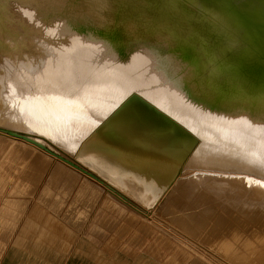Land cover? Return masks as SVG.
Listing matches in <instances>:
<instances>
[{
  "label": "bare ground",
  "instance_id": "6f19581e",
  "mask_svg": "<svg viewBox=\"0 0 264 264\" xmlns=\"http://www.w3.org/2000/svg\"><path fill=\"white\" fill-rule=\"evenodd\" d=\"M4 128L187 240L256 225L236 259L264 263V0H0ZM2 130L25 162L54 157Z\"/></svg>",
  "mask_w": 264,
  "mask_h": 264
},
{
  "label": "rangeland",
  "instance_id": "374dc122",
  "mask_svg": "<svg viewBox=\"0 0 264 264\" xmlns=\"http://www.w3.org/2000/svg\"><path fill=\"white\" fill-rule=\"evenodd\" d=\"M2 131L8 133L5 128ZM8 134L10 135V133ZM20 134L30 136L25 132ZM49 145L51 148H46L52 152L61 154L65 158L73 159L56 145ZM1 149L0 242L7 237V241L9 244L11 243L15 230L21 227L27 214L32 209L28 220L32 219L36 225L56 226L58 225L57 218L65 224L74 226L75 222L81 223L88 219V212L90 213L94 209L92 205L96 204L100 198H103V200L99 202L98 212L102 213V216L97 223L103 226V232L100 231L94 235H99V237L103 235L105 244L109 243L113 250L121 252L122 255L127 256L132 261L137 260L139 255L147 252V255L153 261H160L161 264H196V262L200 264H244L241 263V258L236 259L239 256L238 250L243 252V243L244 246L256 243L254 233L261 232V229L256 225L250 230L233 225L234 233H232V236H237L239 239H233L235 242L231 243V245L233 244L234 246L229 245L226 249L221 247L220 241L215 246L209 244L208 237L212 235L210 232H212L213 227L209 228L208 234L201 235V239L194 237L193 241L187 240L185 235L182 234L183 231L177 225L170 224L171 222L165 221L163 216L157 214L158 207L148 212L141 203L133 200L128 195L121 193L117 189L110 190L106 181H101L99 178H90L87 174L74 170L68 165H61L60 159L55 156L51 157V161H47L43 157V159L40 158V161L33 159L27 163L21 157V153L18 152L19 156L17 155L18 153L15 151L17 148H13L12 144L2 145ZM7 149L11 152L7 151ZM4 160L9 161L11 164L9 162L6 163ZM72 161L75 160L73 159ZM84 169L87 170V168ZM78 177L88 178L90 182L95 184L82 185L81 189L85 190V188L89 187V193L94 195L93 199L96 201H86L85 197L82 196V191L76 198V203L78 205L84 203L87 214L78 213L75 218L72 217V214H76V208L74 210L69 205L65 212L67 204L71 200L70 190H66L67 185L58 184V182H67L69 179L74 181L71 178ZM46 194L48 195L46 196ZM52 198H55V200ZM57 199H61L64 202L63 205L60 206L57 203ZM77 199L80 200L77 201ZM185 234L187 235V233ZM223 237H229V233L223 232ZM236 246L240 247L236 248ZM234 248L237 250L234 251ZM106 251L111 252V248L106 247ZM4 255V252L0 254V264H2ZM242 258H244L243 255ZM248 264L264 263L255 259Z\"/></svg>",
  "mask_w": 264,
  "mask_h": 264
},
{
  "label": "crops",
  "instance_id": "0c3cea01",
  "mask_svg": "<svg viewBox=\"0 0 264 264\" xmlns=\"http://www.w3.org/2000/svg\"><path fill=\"white\" fill-rule=\"evenodd\" d=\"M80 178H71L74 181L69 179L67 182H58V184L67 185L66 190H70L71 200L65 212L71 205L72 209L76 208V214H72L75 218L78 213L87 214L85 204L76 203V198L82 191L86 201H96L93 199L94 195L89 193V187L85 190L81 189L82 185L95 184L88 178L82 177V180ZM102 200L103 198H100L96 204L92 205L94 209L88 212L86 221L75 222L74 226L65 224L54 216L58 225H36L32 219L28 220L32 209L26 218L24 217L21 227L15 230L11 243L9 244L7 237L0 242V254L5 253L2 264H161L160 261H153L147 252L132 261L121 252L113 250L109 243L105 244L103 235L100 237L94 235L100 231L103 232V226L97 223L102 216V213L98 212L99 202ZM106 247H110L111 252H107ZM196 264L200 263L196 262Z\"/></svg>",
  "mask_w": 264,
  "mask_h": 264
},
{
  "label": "water",
  "instance_id": "95a60500",
  "mask_svg": "<svg viewBox=\"0 0 264 264\" xmlns=\"http://www.w3.org/2000/svg\"><path fill=\"white\" fill-rule=\"evenodd\" d=\"M8 133H10V135L18 137V138H20L22 140L30 141V142L36 144L40 148H42V149L46 150L47 152H49L51 155L57 157L58 159L64 161L65 163L71 165L72 167L80 170L81 172L91 176V174L89 172H87V170L84 169L82 166H80L77 162L72 161L71 159L65 158V157H63V156H61L59 154H56V153L52 152L51 150H49L48 148H46L45 146H42V145H40V144H38L36 142H33L28 135L20 134V133H17V132H11V131H8Z\"/></svg>",
  "mask_w": 264,
  "mask_h": 264
}]
</instances>
